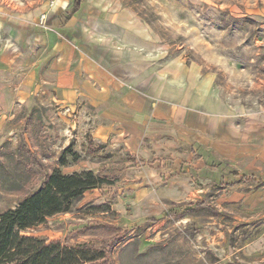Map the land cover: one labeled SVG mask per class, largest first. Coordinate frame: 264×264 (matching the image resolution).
Returning <instances> with one entry per match:
<instances>
[{"label":"rangeland","instance_id":"obj_1","mask_svg":"<svg viewBox=\"0 0 264 264\" xmlns=\"http://www.w3.org/2000/svg\"><path fill=\"white\" fill-rule=\"evenodd\" d=\"M54 1L0 0V8L17 11ZM119 2L137 14L168 57L213 72L224 99L264 108V0ZM107 120L85 96L67 104L37 96L0 110V214L55 169L96 174L102 168L108 182L100 190L87 191L67 213L24 234L103 255L92 264H264L263 186L226 183L205 169L193 175L195 191L174 203V212L137 209L141 193L135 197L136 180L127 176L137 164L135 141L129 127L104 129ZM69 146L79 160L68 156L62 167L58 159ZM196 201L209 207L193 209Z\"/></svg>","mask_w":264,"mask_h":264},{"label":"crops","instance_id":"obj_2","mask_svg":"<svg viewBox=\"0 0 264 264\" xmlns=\"http://www.w3.org/2000/svg\"><path fill=\"white\" fill-rule=\"evenodd\" d=\"M79 1L75 12L73 0L0 8V110L37 96L64 104L85 96L108 119L104 129L129 127L137 209L172 212L205 169L226 183L264 187L231 175L264 180V108L224 99L213 72L168 57L119 0Z\"/></svg>","mask_w":264,"mask_h":264},{"label":"trees","instance_id":"obj_3","mask_svg":"<svg viewBox=\"0 0 264 264\" xmlns=\"http://www.w3.org/2000/svg\"><path fill=\"white\" fill-rule=\"evenodd\" d=\"M79 5V0H73V12L78 10ZM68 156L74 161L79 160V156L69 146L63 150L58 164L66 166ZM102 170L100 168L96 174L90 170L63 174L55 169L46 175L37 190L20 201L14 209L1 213L0 264H92L96 259L102 258L103 255L93 257L94 253L87 249L79 250L67 247L59 241L46 242L24 234L27 230L46 223L48 218L67 213L72 202L82 199L87 191L100 190L108 182L104 179ZM231 175L241 181L264 182L237 173ZM207 207L204 202H196L193 209Z\"/></svg>","mask_w":264,"mask_h":264},{"label":"built area","instance_id":"obj_4","mask_svg":"<svg viewBox=\"0 0 264 264\" xmlns=\"http://www.w3.org/2000/svg\"><path fill=\"white\" fill-rule=\"evenodd\" d=\"M43 18V17H42Z\"/></svg>","mask_w":264,"mask_h":264}]
</instances>
